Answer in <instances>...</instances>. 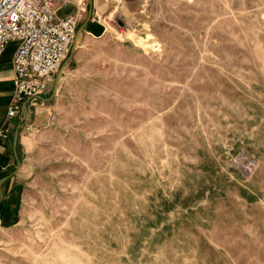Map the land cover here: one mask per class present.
<instances>
[{"label": "rangeland", "instance_id": "rangeland-1", "mask_svg": "<svg viewBox=\"0 0 264 264\" xmlns=\"http://www.w3.org/2000/svg\"><path fill=\"white\" fill-rule=\"evenodd\" d=\"M92 11L104 34L77 35L22 134L0 264H264V0Z\"/></svg>", "mask_w": 264, "mask_h": 264}, {"label": "built area", "instance_id": "built-area-1", "mask_svg": "<svg viewBox=\"0 0 264 264\" xmlns=\"http://www.w3.org/2000/svg\"><path fill=\"white\" fill-rule=\"evenodd\" d=\"M68 0H0V58L11 41L18 47L12 58L13 98L7 119L15 117L19 103L35 104L46 94L50 79L58 72L71 51L77 27L84 17L85 7L60 15ZM113 4L128 0H105ZM141 11L155 0H134ZM9 126L0 127V139L6 140Z\"/></svg>", "mask_w": 264, "mask_h": 264}, {"label": "crops", "instance_id": "crops-1", "mask_svg": "<svg viewBox=\"0 0 264 264\" xmlns=\"http://www.w3.org/2000/svg\"><path fill=\"white\" fill-rule=\"evenodd\" d=\"M89 16L90 20L87 22ZM94 16L95 15L92 11V0H89V12L86 16V19L78 25V30L81 27L83 28L80 32V35L99 38L104 34L105 30L93 24L95 21ZM75 38L73 40L74 43ZM17 47V41L9 42L0 58V127L5 125L9 126L8 138L6 140L0 139V181L3 180L0 185V230L14 227L17 224L19 217L21 206L22 175L20 162L19 168L16 170L17 159L15 153L17 154L18 161H20L22 152V134L28 129L37 131L45 127L47 121V109L43 108V106L52 101L38 99V101L33 104L28 100H23L19 103V110L15 117L10 120L7 119L8 107L12 101L14 92V86L12 83V58ZM48 91L49 85L46 94L41 98L48 99ZM23 111H25L26 120L19 130L17 147L14 149L13 135L17 125L22 120Z\"/></svg>", "mask_w": 264, "mask_h": 264}, {"label": "water", "instance_id": "water-1", "mask_svg": "<svg viewBox=\"0 0 264 264\" xmlns=\"http://www.w3.org/2000/svg\"><path fill=\"white\" fill-rule=\"evenodd\" d=\"M89 20H90V16L88 17L87 22H88ZM87 22H86V23H87ZM82 29H83V28L81 27V28L78 30L77 35L80 34V32L82 31ZM77 35H76V38H75V42H76V40H77ZM59 75H60V73H58V74L56 75V77H55V81H54V84H53L52 93H51L50 97H49L48 99H43V98L39 97L40 100H46V101H51V100H53L54 96H55L56 93H57V87H58ZM25 120H26V114H25V111H23L22 120H21L20 123L17 125L16 130H15L14 135H13V147H14V149H16V147H17V141H18L19 130H20L21 127L23 126ZM15 155H16V159H17V169H16V170H18V168H19V161H18V157H17V154H16V153H15ZM2 182H3V180L0 181V185H1Z\"/></svg>", "mask_w": 264, "mask_h": 264}]
</instances>
